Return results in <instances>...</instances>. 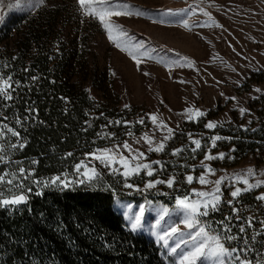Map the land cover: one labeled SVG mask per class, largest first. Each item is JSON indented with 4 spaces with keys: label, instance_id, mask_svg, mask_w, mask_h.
Segmentation results:
<instances>
[{
    "label": "trees",
    "instance_id": "1",
    "mask_svg": "<svg viewBox=\"0 0 264 264\" xmlns=\"http://www.w3.org/2000/svg\"><path fill=\"white\" fill-rule=\"evenodd\" d=\"M56 14L44 21L47 24L41 23L38 16L20 15L9 20L11 26L7 22L0 25V73L11 74L20 81L14 85L16 99L6 108L0 103V111L8 117L6 123L20 131L21 142L26 141L22 150L12 153V159L34 168L35 176L41 178L71 172L84 153L126 135L123 124H108L109 120H124L118 108L91 97L77 80L80 72L86 70L85 55L77 44L67 48L62 43ZM12 32L18 35L14 44ZM33 76L37 77L35 81ZM29 107L36 112L31 119L24 120L21 128L15 124V116H29ZM249 107L250 121L246 127H241L235 114L228 128L219 129L228 139L218 141L217 147L233 157L230 165L248 155L264 153V94ZM203 122L204 118L197 123L202 126ZM197 123L190 121L187 125ZM140 128L137 125L133 131L138 133ZM107 132H114L115 138H104ZM177 137L168 141V149L177 146ZM68 152L73 155L66 157ZM203 152L198 150V157ZM33 160L38 163L32 164ZM4 167L0 165V171ZM31 186L33 192L28 194L25 204L0 206V264H167L159 245L144 234L127 229L114 209L119 196L115 182L73 185L67 189L50 187L43 190V195L37 194L35 185ZM235 206L242 219L232 220L233 234L239 233L238 225L248 217L254 219L252 227L245 225V233H239L241 239L230 246L243 247V239L248 238L249 246L255 248L248 255L264 258V235L257 236L254 242L250 239L261 231L264 201L257 200L256 192L250 191L237 198ZM226 215L235 216L225 201L210 218L218 226Z\"/></svg>",
    "mask_w": 264,
    "mask_h": 264
},
{
    "label": "rangeland",
    "instance_id": "2",
    "mask_svg": "<svg viewBox=\"0 0 264 264\" xmlns=\"http://www.w3.org/2000/svg\"><path fill=\"white\" fill-rule=\"evenodd\" d=\"M16 0H3V12L6 13L5 21L11 26L9 21L16 16H38L44 21L57 13L54 19L61 27L62 43L67 48L74 44L80 46L85 55L84 66L86 70L80 72L77 80L85 88L89 95L99 101L106 102L118 108V114L124 120L132 121V124L124 125L126 133L131 130L134 137L125 135L123 139L113 141L98 148L112 147L113 144L124 140L133 142L135 137H141L144 132L153 129L149 113H156L159 118L164 119L169 127L174 129L177 146L185 148L178 156L171 155L173 148L166 149L162 153H148L151 160L161 159L166 162L163 171V178H167L174 172L181 181L184 175L191 172L198 177L202 168L200 161L204 152L198 157V150L195 154L191 152L194 145L191 144L188 134L192 133L196 138L202 139L206 144L213 135H220L219 129H226L233 122L235 114L241 125L245 127L250 121L247 115L251 113L249 104L262 94H264V0H195V3L207 8L213 17L222 24L223 27H190L185 28L178 23H160L161 14L167 9H182L188 5H193L194 0H124L132 5H136L146 10L148 15L137 17H114V21L123 25L131 35L137 40L145 43V49H154L150 56L140 57L141 63L136 62L124 51L118 49L108 38L107 34L98 20L82 17L77 11L76 0H46L45 4L32 12L26 7V0H21V7L9 9L7 5H15ZM55 11V12H54ZM164 20L171 17L163 16ZM208 18L199 11L190 17L197 24H203ZM83 20V23L81 22ZM10 22V23H9ZM0 24V25H2ZM12 44L18 40V35L11 33ZM75 39V41H74ZM179 53L195 61L193 67L173 66L166 68L156 57L175 58ZM145 72L149 73L145 75ZM260 88L261 91H255ZM235 97V99H232ZM129 108L125 109L124 105ZM188 107H198L206 115L194 120L204 118V122L195 126H188L184 109ZM244 107L248 111L241 115L239 108ZM140 117L145 118L144 124L136 123ZM217 121L215 129L205 128L209 121ZM139 125L140 131L135 133ZM157 138L161 133L157 131ZM146 149V145H134ZM94 149V150H96ZM93 150V151H94ZM204 150H207L206 148ZM231 150V148H230ZM92 151V152H93ZM212 151H223L226 153L225 159L212 161L213 167L218 171L215 177L227 172H240L249 167L253 168L256 175L250 177V182L257 179L264 180V153L248 155L235 165H230L233 157L225 150L218 147ZM231 157V158H228ZM91 159V158H89ZM97 163L102 171L101 183L110 184L111 181L117 185L119 196L116 197L113 207L122 216L124 223L129 229L126 219L123 217L125 209L117 207V201L132 205L131 211H138L140 204H145L146 214L144 216L145 228L136 233H142L156 242V237L149 231L155 223L157 212L152 209H169V216L161 222V226H166L177 220L175 209V197L183 195L191 188H201L202 186L194 180L191 185L186 182L177 185L176 189H169L166 185H159L157 190L133 191L123 187V178L112 175ZM195 165V169L186 167ZM143 177L137 179V183H143ZM230 182L222 185L224 201L230 199L228 195L231 191ZM79 185V184H76ZM244 187V185H240ZM5 194L10 195L7 186L4 187ZM250 191L256 192V197L264 192V185ZM248 191V192H250ZM246 193V192H245ZM244 194V193H242ZM147 202V203H146ZM213 228L217 225L208 217L202 218ZM184 228L183 225H180ZM166 259L167 264L171 257L168 256L167 249L161 243H157ZM248 255V254H247ZM249 259L253 260L248 255Z\"/></svg>",
    "mask_w": 264,
    "mask_h": 264
},
{
    "label": "snow or ice",
    "instance_id": "3",
    "mask_svg": "<svg viewBox=\"0 0 264 264\" xmlns=\"http://www.w3.org/2000/svg\"><path fill=\"white\" fill-rule=\"evenodd\" d=\"M46 0H26V7L29 11H36ZM78 5L77 11L82 17H89L98 20L102 28L107 34V38L115 44V46L121 51L126 52L139 66L141 63L140 57L150 56L154 49H145V43L137 40L134 35H131L127 29L120 23L114 21V17H131L133 15L137 17L147 16L146 10L139 6L132 5L124 0H76ZM9 9L21 7V0H16L15 5H7ZM4 4L3 0H0V24L4 23L6 13L3 12ZM199 11L208 19L203 24H197L192 21L190 25V17ZM163 16L171 17L170 20H164ZM83 23V20L81 21ZM160 23H178L185 28L190 27H223L213 17L212 13L203 7L202 4L188 5L182 9H167V11L161 14ZM59 50V49H57ZM159 62L163 63L166 68L173 66L180 67H193L195 61L187 56H182L179 53L175 58L172 57H156ZM16 59V57H13ZM8 67V65H5ZM28 71V69H24ZM149 73L145 72V75ZM32 80H36L37 77L33 76ZM20 81L13 79L11 74L4 75L0 73V103L3 107L10 106V103L16 99L14 92L16 88L14 85H19ZM255 91L260 92V88H256ZM63 99L67 100V97ZM90 99H92L90 97ZM235 99V97H232ZM124 108H129L128 104L124 105ZM26 111L30 114L27 117L15 116V124L21 128L24 126V120L31 119L32 113L36 112V109L29 107ZM248 109L244 107L239 108L241 115H244ZM186 113V119L194 121L197 118L204 117L206 113L198 107H188L184 109ZM103 116V113H100ZM148 119L151 120L154 126L151 134L144 132L141 137H135L132 143L128 140H124L122 143H115L112 147L98 148L93 152H86L83 154L84 158L75 162L72 166V171H64L58 174H53L48 178H41L35 176V169L31 167H24L23 162L13 161L12 153L25 147L26 141H23L20 131L6 123L8 117L4 115L3 111H0V165H5L2 171H0V206H19L25 204L29 200L30 193L33 192L35 185L38 189L37 194L43 195L45 188L55 187L60 189H67L73 185H95L101 183V177L103 175L97 163L104 169H107L112 175L123 178V187L133 191H149L157 190L159 185H166L167 188L175 190L177 185L186 182L191 185L194 180L201 185V188H191L190 191H186L183 195H177L175 197L176 208L172 211L176 214L177 220L166 226H161V222L165 220V217L169 216V209L163 207L162 209H152L157 212V218L155 223L149 228V231L156 237V242L159 244L162 242V246L167 249L168 256L171 257L169 264H253V260L249 259L248 253L255 252V248L249 246V239L244 238L243 247L230 246L233 241H239L241 239L239 233H245L247 225L252 227V220L254 217H248L244 224H239V233H232V220H241L239 215L240 209L235 206V201L242 193L248 192L255 188L264 185V180L257 179L255 182H250V177L256 175L253 168L241 170L240 172H233L228 174L224 172L215 177L217 169L213 167L212 161L216 159H225L226 153L223 151L213 152L212 149L217 147V142L222 138L220 135H213L209 138V142L206 144L200 138H196L192 133L188 134L189 140L193 148L191 152L196 153L197 150H204L203 159L200 161L202 171L199 176H194L191 172H187L184 175V180L181 181L178 175L174 172L167 178H163V171L166 166V162L157 159L151 160L148 153H162L166 149L167 142L174 137V129L169 127L164 119L159 118L156 113H149ZM87 123V121H85ZM132 121L128 120H109L108 124H132ZM136 123L144 124L145 118L140 117ZM218 122L209 120L204 126L207 129H215ZM108 125L102 127L106 128ZM241 127H245L241 125ZM161 133V137L157 138L156 132ZM100 135V134H98ZM126 135L134 137V133L129 130ZM114 132L104 133V138H115ZM12 137H15V142L12 141ZM143 142L146 145L145 150H141V147H134V145H141ZM185 151L184 146L173 148L171 155L178 156ZM71 152L65 153L66 157L72 156ZM91 158V159H89ZM231 158V157H228ZM32 164H37L38 161L33 160ZM16 167L13 168L12 165ZM195 169V165H186ZM143 179V183H137V179ZM30 182V183H29ZM225 182H230L229 186L231 191L229 192L230 199H227V204L231 206V212L235 214L226 215L225 218L218 222V226L213 228L208 222L202 218L208 217L211 213L220 210L221 204L224 201V192L222 185ZM244 185L241 187L240 185ZM7 186V191L11 193L6 195L4 187ZM111 188V185L108 186ZM114 190V189H113ZM257 200L264 201V192H261L257 197ZM147 203V202H146ZM117 207L119 209H125L123 211V217L126 219L129 230L131 232H139L144 230V216L146 214L145 204L138 206V211H131L132 205L130 203L124 204L117 201ZM261 231L256 232L250 239L254 242L256 237L264 235V220L261 222ZM183 225L184 228H181ZM255 264H264V258H256Z\"/></svg>",
    "mask_w": 264,
    "mask_h": 264
}]
</instances>
